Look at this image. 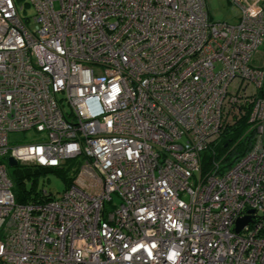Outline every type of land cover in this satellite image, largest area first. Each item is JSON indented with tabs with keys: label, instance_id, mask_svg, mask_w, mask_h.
<instances>
[{
	"label": "built area",
	"instance_id": "1",
	"mask_svg": "<svg viewBox=\"0 0 264 264\" xmlns=\"http://www.w3.org/2000/svg\"><path fill=\"white\" fill-rule=\"evenodd\" d=\"M227 2L0 0V264H264V0ZM8 157L78 177L17 202Z\"/></svg>",
	"mask_w": 264,
	"mask_h": 264
},
{
	"label": "trees",
	"instance_id": "2",
	"mask_svg": "<svg viewBox=\"0 0 264 264\" xmlns=\"http://www.w3.org/2000/svg\"><path fill=\"white\" fill-rule=\"evenodd\" d=\"M245 125H246V118L240 120L236 124H231V126L228 127L224 131V133L221 134L219 142L215 144L214 146H211L210 150L207 149L202 153L203 171L209 168L212 160L220 158L221 155L224 152H226L227 148L230 146H234L235 149L233 152H230V154L227 155L225 159H230L231 157L234 158L242 154V152L245 150V148L248 147V144H249L248 142L249 136H247L246 138L245 137L240 138V136L242 135L245 129ZM212 153H214V155ZM215 153H216V156H215ZM66 162L67 160L64 161V163L61 166H63ZM78 162H80V160H78ZM61 166L55 167V168H48V167H42V166H31V165L30 166H20V165L16 166L13 169L11 176L9 175L12 181V184H13L12 190H13L16 201L25 202L26 200L30 198V196L36 193L35 180L39 174L47 170H54V171L62 170ZM71 169L73 171L72 176L65 183V188L69 187L74 177L76 176L77 172L79 171V163H77ZM26 181H30L29 187H26Z\"/></svg>",
	"mask_w": 264,
	"mask_h": 264
},
{
	"label": "rangeland",
	"instance_id": "3",
	"mask_svg": "<svg viewBox=\"0 0 264 264\" xmlns=\"http://www.w3.org/2000/svg\"><path fill=\"white\" fill-rule=\"evenodd\" d=\"M209 13L214 20L233 22L235 20L236 9L233 5L229 4L227 0H207ZM262 49V48H261ZM39 133L34 129L25 131H12L9 133V142L11 145H18L29 141H34ZM78 162L76 159H68L67 162L61 166L62 170H47L42 172L36 177L35 188L36 190L45 189L52 195H57L65 188V183L72 176V169ZM7 172L11 176L15 167H11L6 163ZM70 168V169H69ZM78 173L74 177H78ZM30 181H26V187H29ZM185 199V198H184ZM116 203L117 200L113 198ZM106 211H111L113 206L110 203L105 205Z\"/></svg>",
	"mask_w": 264,
	"mask_h": 264
},
{
	"label": "water",
	"instance_id": "4",
	"mask_svg": "<svg viewBox=\"0 0 264 264\" xmlns=\"http://www.w3.org/2000/svg\"><path fill=\"white\" fill-rule=\"evenodd\" d=\"M7 164L11 167H16L17 163L12 157H8ZM249 220V217H243L237 220L236 222V231L239 229Z\"/></svg>",
	"mask_w": 264,
	"mask_h": 264
}]
</instances>
